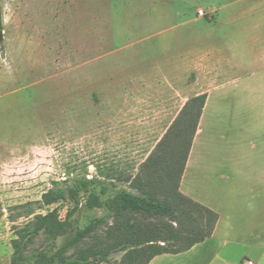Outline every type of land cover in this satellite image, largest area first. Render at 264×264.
I'll list each match as a JSON object with an SVG mask.
<instances>
[{
    "label": "rangeland",
    "instance_id": "1",
    "mask_svg": "<svg viewBox=\"0 0 264 264\" xmlns=\"http://www.w3.org/2000/svg\"><path fill=\"white\" fill-rule=\"evenodd\" d=\"M0 1V264H11L16 226L52 210L63 218L72 205L39 206L53 182L96 176L133 191L129 180L178 110V103L150 104L180 97L154 91L149 81L152 70L166 67L164 39L201 27L210 33L206 20H216L227 0ZM199 10L205 14L197 21ZM101 214L81 213L84 220ZM115 222L102 224L67 256L140 264L153 245L119 249L126 230L167 224L132 213ZM48 243L39 234L27 254Z\"/></svg>",
    "mask_w": 264,
    "mask_h": 264
},
{
    "label": "crops",
    "instance_id": "2",
    "mask_svg": "<svg viewBox=\"0 0 264 264\" xmlns=\"http://www.w3.org/2000/svg\"><path fill=\"white\" fill-rule=\"evenodd\" d=\"M216 11L210 33L166 37V67L148 77L154 91L180 96L150 99L178 103L170 123L206 94L179 191L217 221L203 241L146 264H264V0H227Z\"/></svg>",
    "mask_w": 264,
    "mask_h": 264
},
{
    "label": "trees",
    "instance_id": "3",
    "mask_svg": "<svg viewBox=\"0 0 264 264\" xmlns=\"http://www.w3.org/2000/svg\"><path fill=\"white\" fill-rule=\"evenodd\" d=\"M2 30L0 1V32ZM205 100L206 94L187 100L136 176L129 180L133 191L96 176L78 175L68 177L61 183L53 182L52 187L41 195L39 206L51 205L60 200H69L72 205L63 218L56 210H52L44 214L36 213L27 223L16 226L10 263L92 264L89 258L69 257L67 252L102 224L115 222L130 213L147 214L167 222L162 225L151 224L145 233L135 227L126 230L119 249L126 250L128 244L131 247L143 243L153 245L150 246L152 251L140 264H146L152 257L162 253L185 251L208 237L216 224L217 214L179 191L180 178ZM25 206L27 204L19 207ZM94 209H101L102 214L84 220L82 211ZM27 213H31V210ZM41 233L47 235L49 243L35 254H27L30 244ZM61 237L63 239L58 242ZM107 255V251L102 252L103 257Z\"/></svg>",
    "mask_w": 264,
    "mask_h": 264
},
{
    "label": "built area",
    "instance_id": "4",
    "mask_svg": "<svg viewBox=\"0 0 264 264\" xmlns=\"http://www.w3.org/2000/svg\"><path fill=\"white\" fill-rule=\"evenodd\" d=\"M200 16H204L205 12L203 10H199L198 11ZM240 264H255L253 260L245 258L242 260V262Z\"/></svg>",
    "mask_w": 264,
    "mask_h": 264
},
{
    "label": "water",
    "instance_id": "5",
    "mask_svg": "<svg viewBox=\"0 0 264 264\" xmlns=\"http://www.w3.org/2000/svg\"><path fill=\"white\" fill-rule=\"evenodd\" d=\"M1 33V32H0Z\"/></svg>",
    "mask_w": 264,
    "mask_h": 264
}]
</instances>
